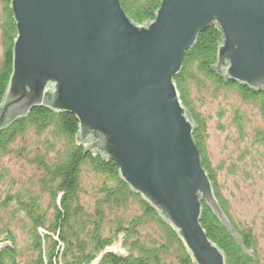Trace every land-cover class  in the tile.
Masks as SVG:
<instances>
[{
    "label": "water",
    "instance_id": "water-1",
    "mask_svg": "<svg viewBox=\"0 0 264 264\" xmlns=\"http://www.w3.org/2000/svg\"><path fill=\"white\" fill-rule=\"evenodd\" d=\"M16 33L0 131L31 109L72 114L77 141L173 228L193 264H225L202 205L231 225L193 140L174 77L185 51L219 28L214 70L264 93V0H160L134 23L119 0H10ZM233 236L238 239L237 235Z\"/></svg>",
    "mask_w": 264,
    "mask_h": 264
},
{
    "label": "trees",
    "instance_id": "trees-1",
    "mask_svg": "<svg viewBox=\"0 0 264 264\" xmlns=\"http://www.w3.org/2000/svg\"><path fill=\"white\" fill-rule=\"evenodd\" d=\"M0 1L1 102L10 75L16 28L10 0ZM119 3L134 23L144 24L154 18L160 0ZM221 41L216 24L198 33L182 57V68L174 82L193 122L192 137L202 167L231 230L205 205L200 223L207 237L223 252L225 264H262L257 259L251 228L238 226L232 220L218 192L203 146L205 120L192 104V89L201 92L210 88L212 95L221 89L233 90L244 101L252 102L264 119L263 92L251 91L214 70ZM242 120L243 113L234 110L233 122L238 130ZM77 131L72 114L42 107L31 109L25 117L0 131V159L13 151L11 146L16 141H25L28 132L43 136L28 157L38 172L29 181L33 184L11 189L0 197V264H193L173 228L120 180L113 161L104 160L77 141ZM255 135L264 142V129L257 130ZM23 149L21 146L20 151ZM16 214L22 217L17 218ZM12 221H18V226L12 228Z\"/></svg>",
    "mask_w": 264,
    "mask_h": 264
},
{
    "label": "rangeland",
    "instance_id": "rangeland-1",
    "mask_svg": "<svg viewBox=\"0 0 264 264\" xmlns=\"http://www.w3.org/2000/svg\"><path fill=\"white\" fill-rule=\"evenodd\" d=\"M1 4L0 1V23ZM2 60L0 30V64ZM191 96L195 112L205 120L203 146L218 192L232 220L238 226L251 228L257 259L264 264V142L255 135L257 130L264 129V119L252 102L244 101L233 90L221 89L212 95L210 88L201 92L192 89ZM198 97L200 100L196 101ZM234 110L243 113L240 130L233 122ZM42 138L28 132L25 141H16L11 146L13 151L1 157L0 197L11 189L33 184L29 181L38 172L28 157ZM11 224L15 228L18 221Z\"/></svg>",
    "mask_w": 264,
    "mask_h": 264
}]
</instances>
